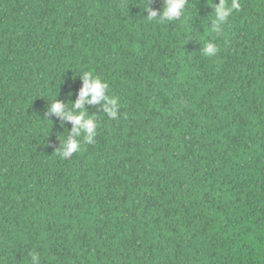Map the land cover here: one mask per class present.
Returning <instances> with one entry per match:
<instances>
[{"label": "trees", "instance_id": "1", "mask_svg": "<svg viewBox=\"0 0 264 264\" xmlns=\"http://www.w3.org/2000/svg\"><path fill=\"white\" fill-rule=\"evenodd\" d=\"M238 2L216 32L211 0H0V264H264V0ZM85 72L118 118L86 105L65 158L50 105Z\"/></svg>", "mask_w": 264, "mask_h": 264}, {"label": "clouds", "instance_id": "2", "mask_svg": "<svg viewBox=\"0 0 264 264\" xmlns=\"http://www.w3.org/2000/svg\"><path fill=\"white\" fill-rule=\"evenodd\" d=\"M187 0H164L162 12L158 13L149 7L148 19H155L157 22H171L178 20L182 15ZM214 7V19L212 30L219 32L221 27L228 21L234 10H239L240 4L238 0H219ZM218 49L212 42L206 43L203 48L205 56H214ZM83 85L79 90L78 99L74 103H70L71 107L59 101H53L50 105V115L63 117V120L72 124L71 136L61 145L59 149L65 158L71 157L73 154L81 150V137L84 142L91 144L97 135L98 123L96 119L89 115L86 105H99L107 114L108 118L116 120L119 113V103L116 98L108 95V84L102 81L98 76H94L91 72H85L82 76ZM66 108L69 110L66 111ZM31 264H41V258L33 256Z\"/></svg>", "mask_w": 264, "mask_h": 264}]
</instances>
